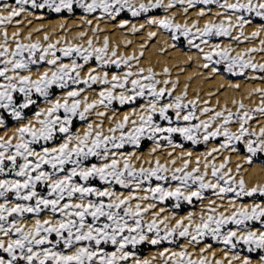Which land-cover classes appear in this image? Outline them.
Wrapping results in <instances>:
<instances>
[{"label": "snow or ice", "instance_id": "snow-or-ice-1", "mask_svg": "<svg viewBox=\"0 0 264 264\" xmlns=\"http://www.w3.org/2000/svg\"><path fill=\"white\" fill-rule=\"evenodd\" d=\"M212 6L221 10L214 14L217 20L209 19L202 27L198 20L176 21L174 10L184 16L197 10V16L204 18L213 14ZM77 8L86 14L84 23L89 27L92 20L87 16L98 10L101 16L97 20L107 17L115 21L123 12L134 18L144 15L145 21L139 26L122 20L118 27L129 28L131 34L145 26L163 29L173 41L183 37L212 76L252 72L257 75L250 79L264 81V62L256 60L257 54L264 53V39H259L264 33V0H0V129L5 132L0 135V264H155L157 259L162 264H254L252 255L242 257L236 251L239 246L257 254L255 264H264V199L237 205L238 199L264 198V184L250 187L242 176L235 179L227 167L230 160L225 158L217 164L214 155L225 150L237 152L243 144L244 162L251 165L257 154H264V124L258 131L251 127V122L264 118V87L250 93L260 96L255 107L233 100L235 112L227 105L220 111L206 106L198 116L199 98L187 100V86L182 94L175 95L179 80L157 78L170 77L167 67L159 74L151 67L133 71V62L138 64L139 57L135 53L118 55V47L110 48L107 36L99 45V25L91 28L95 39H88L86 45L75 43L87 36L84 31L71 41L61 37L48 42L46 34V44L39 39L33 42L31 33L25 43L19 39L20 31L9 38L8 27L14 22L19 27L22 21L16 18L22 15L33 17L35 11L44 9L71 14ZM155 10H162L164 15H148ZM254 18L261 23L246 35L245 29ZM64 27L60 25L62 30ZM156 36V31L148 33L149 40ZM213 38H227L235 44L259 39V45L233 55V43L224 45L219 40L213 42ZM131 43L127 41L126 46ZM93 60L95 66L82 75ZM41 64L48 65L43 72L38 70ZM33 66L37 67L35 78ZM112 68L117 71L110 72ZM93 85L102 87L97 98L90 100L85 93ZM228 86L237 91L240 88L239 84ZM54 89L67 91L55 96ZM138 100H143V105L133 107L122 119L113 115L114 126L105 134L103 120L109 111H115L113 103L136 105ZM33 108L30 118L27 112ZM99 108L105 111H97ZM93 113L101 118L99 124L87 123L82 133L73 131L75 119L87 122ZM204 115L209 118L200 119ZM9 122L16 125L11 135ZM233 124L238 126L236 131L230 127ZM176 134L192 144H207L218 138L220 143L204 154L203 161L198 158L191 170V152L185 153L188 159L179 168H170L159 159L154 166L149 160V167L137 168L132 163L136 152L124 151L126 146L139 149L143 140L153 143L150 155L164 148V142L173 151L183 148L174 141ZM93 158L96 162H90ZM170 163L175 165L176 160ZM240 170L238 163L237 173ZM97 180L101 186L93 183ZM153 180L158 182L155 186ZM117 186L128 190L127 195L118 193ZM40 187L46 192L39 191ZM209 190L220 201L228 200L226 211H218L216 201L211 200L208 214L201 213L198 221L189 213L169 227L168 217L160 219L163 208L150 221L144 218L155 209V202L171 199L179 208L181 202L204 200ZM141 191L146 194L139 195ZM149 200L153 203H143ZM46 212L47 218H41ZM177 237L185 238L193 247L211 238L224 245V258L216 259L215 252L211 258L205 255L211 244L205 245L196 258L187 246L179 251L164 249L151 259L137 254L139 245L174 243Z\"/></svg>", "mask_w": 264, "mask_h": 264}, {"label": "bare ground", "instance_id": "bare-ground-1", "mask_svg": "<svg viewBox=\"0 0 264 264\" xmlns=\"http://www.w3.org/2000/svg\"><path fill=\"white\" fill-rule=\"evenodd\" d=\"M7 2V1H6ZM147 2V0H145ZM221 11L219 8L212 7V13L211 15L199 18L197 16V10H190L187 16L181 15L178 10H174V14L176 15V21L178 23H184L185 20H187L189 23L199 21L200 26L202 27L204 23H206L207 20H217V17L214 15L216 12ZM151 16H163L164 14H158V13H151L149 14ZM35 16H42L43 19H36ZM35 16L33 17H25L21 16L16 18L17 21H22L20 23L19 27H17L16 22L13 23V25H10L9 27H12L9 31V38L11 39L12 33L16 31L21 32V36L19 39L25 43L28 41L26 40V37H28L29 33H31V39L32 41L40 40L42 43H48V42H55L56 40L60 39L61 37H64L66 40H73L74 37H77L78 34L81 31L87 32V36L83 38V40H75V43L80 44L84 43L86 45V42L88 39H95L93 36V32L91 31V28L97 27L99 25L100 29L102 31L98 34V43L99 45L103 44L104 37L107 36L110 41V48H117L118 47V55L123 56H130L133 53L137 57H139L138 64L137 62H133L134 67L133 71H136L137 68H149L151 67L154 72L156 73H162L163 69L167 67L171 75L169 76H163L158 75V79L161 81L165 79H171V80H179V86L175 90V95H180L184 91L185 86H187V100H193L198 99V107L199 110L197 112V115H200V109L208 106L214 108L215 111L222 110L225 105H227L228 108H230L232 111H236V108L233 106L232 101H243L245 105L249 107H255L260 103V96L258 94L256 95H250L251 91L254 88L264 87V81L260 80H253L249 77L253 75H257L256 73L248 72L246 74V80H239L236 78H229L223 75H215L212 76L209 70L204 69L202 67V64L204 63L203 59L199 57V54L196 52L195 49H190L188 46L187 49H183L180 46L176 45V47H172L174 44L172 41L169 40L168 35L165 30L163 29H157L155 27H148L145 26L144 29H142L140 32L136 34H131L129 31V28L121 29L118 27V24L122 20H129L125 17H117L115 21H109L107 17H105L102 20H97V17L101 16V13H98L97 15H91L87 16L88 19L92 20V25L89 27L87 24L84 23V17L85 15L81 14H74L73 17L69 18L64 15H57L55 17H48L42 12H35ZM30 21V22H29ZM130 21V20H129ZM145 19H139L136 21H131L133 23H136L137 26H139L140 23H144ZM218 22V21H217ZM64 24V29L62 30L60 28V25ZM259 22H255L251 25L246 27L245 32L246 35H250L252 31L255 30V28L259 25ZM8 27V28H9ZM37 29H42L41 31H36ZM151 31H156L157 36L152 38L151 40L148 39V33ZM49 35L50 41L45 42L43 40V37L45 35ZM235 34V33H234ZM259 39H264V33L261 34V37ZM259 39L257 41L252 42L250 45H244L242 44H235L234 42L226 39H222L220 42L224 45H227L229 43H233V47L235 48V51L232 53L235 55V52L241 51L246 47H252V46H258L259 45ZM132 41L130 45L126 46L127 41ZM145 45L143 48L144 55L140 57V52L142 50L141 46ZM14 47V45H13ZM191 56L193 59L189 61L188 57ZM256 60L258 62H264V53L257 54ZM68 62V61H67ZM95 66L94 63H89L87 67L85 68V71L82 72V75L86 74V71L88 68ZM41 69V68H40ZM46 67L41 72L45 71ZM126 70V69H123ZM115 72V71H110ZM35 74H33L34 76ZM34 76L33 78H35ZM229 84H239L240 88L239 90H234L233 88L229 87ZM100 86V85H97ZM162 86V85H161ZM100 88H95L94 85L92 86V89L86 91L85 95L89 96V99H95L97 98V93L99 92ZM212 94V95H210ZM63 95V92H58L55 94V96H61ZM204 101H209L208 105H205ZM167 102V101H165ZM187 102V101H186ZM144 101L137 103L136 105H128L127 107L119 105L121 108H113L115 111H109L107 118L103 120V130L105 134H107V130L109 127L114 126L113 125V115H115V118L117 120H120L123 118L125 114H129L132 111L133 107H136L138 105H143ZM41 108L45 107L43 103H40L39 105ZM97 111H105L103 108L97 109ZM211 115V114H209ZM209 115L200 116V119L207 120L209 118ZM30 118L32 117V113L28 115ZM88 123H93V125H97L100 123L101 118L97 117L94 113L89 117ZM135 117H133L134 119ZM261 124H264V118H259V122L253 121L251 122V127L259 130V126ZM16 125L9 124L8 128V134L11 135L12 131L14 130ZM233 131H236L237 125H230ZM86 128V125L83 126L82 124L77 125L73 131L75 132H83V130ZM5 132L3 129H0V135H4ZM119 135V133H117ZM178 144H181L177 141H175ZM158 150L155 154L150 155L151 148L153 146V143L147 144L144 148L134 149L131 146V149L128 150L129 152L135 151L136 152V158L132 160V163L136 165L137 168L143 166L145 168L149 167L150 165L146 163V161L151 160L152 165H155V160L159 159L162 164H168L170 168H179L184 163V160H187L188 157L185 155L187 152H191V164L188 170H191L192 167H195L196 160L199 158L201 161L204 159V154H206L211 148L218 147L220 142H216V140H211L206 144V148L203 149H196L197 144L191 145H183V148H176L174 151L173 149L166 146ZM125 151V149H124ZM127 151V150H126ZM169 152H172L173 154L171 156L168 155ZM216 155V163L219 164L224 161L225 158H228L230 160V163L228 164V168L232 169L231 175L239 180L242 176L245 183L248 186H255L257 183L264 184V162L261 161H254L251 165L246 164L244 162V156L246 155L245 152L237 151V152H231L230 150L222 151L221 153L214 154ZM183 156V159L181 157ZM211 159V157H209ZM171 160H176V164L172 165L170 163ZM241 165V170L239 173L236 171L237 164ZM203 170V169H201ZM227 170V169H225ZM169 176L171 173L168 174ZM158 183V182H157ZM156 183V184H157ZM155 184V185H156ZM153 185V186H155ZM172 186H175L172 185ZM147 187V186H144ZM118 193L123 191L125 195H127L128 191L124 189H117ZM139 195L143 196L146 193L141 191L138 193ZM232 195V194H231ZM195 200V199H194ZM211 200L216 201V206L218 208V211H226L227 210V204L228 200L225 199L224 201H220L217 199L213 194H210L208 198H205L202 201L196 200V203L189 204L192 208L189 210H185L182 212L179 211H172L171 208H169L164 202H158L156 203L155 209H153L151 212L147 213L145 215L146 220H151L152 215L154 213L160 212V209H165L163 212L160 213V219H164L165 217H168V225L169 227L173 226L176 222V220L182 219L185 216H187L189 213H193L195 219L198 221L199 216L201 213H204L205 215L208 214V206ZM253 200L259 202L262 199L260 198H251L249 200H243L240 199L237 200V205L240 203L249 204L253 202ZM135 203V201L133 202ZM145 205L147 203H153V201H145L143 202ZM221 204H223V207H221ZM49 213H44L41 218H47ZM175 218H172V217ZM32 218H30L29 221H31ZM187 223V221H185ZM253 227H258L253 225ZM161 228L163 229V225H161ZM180 238V237H179ZM182 241L177 247H170V246H163L161 248H148L145 250V253L141 255L140 257L143 259H151L153 256H157L159 251H163L164 249H171L173 251H179L182 247L187 246L188 251L193 254V258H196L200 255V250L207 244H210L209 242H206L205 240L195 247L188 245L187 240L185 238H181ZM221 244V243H220ZM224 245L221 244L220 246H212L210 251L205 253V255L209 256L211 258L212 252L216 253L215 258L216 259H223L224 258ZM111 251V250H109ZM237 251V250H236ZM240 255L246 256L247 253H241ZM255 264L256 256H252ZM155 264H162V261L157 259ZM238 264V262H237Z\"/></svg>", "mask_w": 264, "mask_h": 264}, {"label": "rangeland", "instance_id": "rangeland-1", "mask_svg": "<svg viewBox=\"0 0 264 264\" xmlns=\"http://www.w3.org/2000/svg\"><path fill=\"white\" fill-rule=\"evenodd\" d=\"M6 1H7L8 3H12V2H13V0H6ZM212 7H215V6H212ZM35 12H42V13H44V14H45L46 16H48V17H55V16H57V15H64V16H67V17L71 18V17H73L74 14L86 15V14H84V13L82 12V10H80L79 8H77V9H76L73 13H71V14L68 13V12H66V11L61 12V13H55V12L51 11L50 9H44V10H39V11H35ZM153 12H154V13H158V14H164L162 10H155V11H153ZM153 12H152V13H153ZM98 13H100L99 10H98L96 13H93V14H91V15H97ZM149 14H151V13H149ZM149 14H148V15H149ZM91 15H88V16H91ZM119 17H125V18L129 19L130 21H136V20H139V19H145V16H144V15H141L140 17H136V18H134V17H132L131 14L128 13V12H123V13H121V15H120ZM254 21H255V22H259V23H261V22L259 21L258 18H254ZM11 28H12V27H9V28H8V31H9ZM166 33H167V35H168L169 40L172 41L174 44L180 46V47L183 48V49H187V48H188L189 45L187 44V41H186L183 37H182L179 41H173V40L170 39V33H168L167 31H166ZM222 39L229 40V39H227V38H213V42H217V40H219V42H220ZM247 44L250 45L251 43L246 42L244 45H247ZM58 55H59V53H58ZM65 62H67V59H65ZM90 63H94V64H95V61L93 60V61H91ZM45 67H46V69H47V68H48V65H46V64H41V65L39 66V69H38V70L40 71V70L44 69ZM86 67H87V66H86ZM40 68H41V69H40ZM36 71H37V67H36V66H33V74H35L34 76H36ZM110 71H115V72H116L117 70H116L115 68H112V69H110ZM40 72H41V71H40ZM34 76H33V77H34ZM225 76H227V77H229V78H236V79H239V80H246V75H244V76H239V75H237V76H233V75H231V74H227V73H225ZM94 87H95V88H98V87L100 88V86H97V85H94ZM63 91H67V90H63ZM63 91L60 90V89H54V90H53L54 95H55L56 93H58V92H63ZM141 101H142V100H138L137 103H139V102H141ZM137 103H136V104H137ZM125 106L127 107L128 105H125ZM112 107H113V108H118V109L121 108V107H119L118 103H116V102L113 103ZM211 108H212V107H211ZM212 109H214V108H212ZM198 110H199V107L197 106V112H198ZM33 111H35V108L28 110L27 115L33 113ZM210 114H212V113H210ZM170 115H171V113H170ZM89 119H90V118H89ZM89 119H88V121H89ZM88 121H87V122H81L79 119H75V120H74V127H73V129H74L77 125H79V124H82L83 126H85V125L88 123ZM161 123H166V122H161ZM193 123H197V121H193ZM9 124H12V123L9 122ZM234 125H235V124H234ZM173 139H174V141H177V142H179V143H181V144H183V145H191V146L193 145L192 142L184 140V139H183L181 136H179L178 134L174 135ZM216 142H220V139L218 138V139L216 140ZM149 143H152V141L143 140L142 143H141L140 148H141V149L144 148V147H145L147 144H149ZM203 148H206V144L203 143V142L198 143V144L196 145V149H203ZM130 149H131V146H126L125 151H126V150L128 151V150H130ZM238 150L241 151V152H242V151L245 152V149H244L243 144H240V145L238 146ZM253 161H261V162H264V154H257V156L253 158ZM90 162H96V161H95L94 158H93V160H91ZM93 183L96 184L97 186H101V185H100V182H99L98 180H97V181H93ZM156 183H157V181H155V180L152 181V184H153V185H155ZM159 183H163V182H159ZM171 184L174 185L175 182H171ZM144 186H147V184H145ZM165 186H168V185H165ZM117 189H120V188L117 186ZM38 190L41 191L42 193L46 192V190H45L43 187L38 188ZM126 191H128V190H126ZM210 194H212V192H211L210 190H209V191H206V192H205V197L208 198V197L210 196ZM229 196H231V194H229ZM252 198H260V199H264V198H261V197H259V196L252 197ZM249 199H251V198L246 197V198H243L241 201H243V200H249ZM196 202H197V201L193 199V203H196ZM156 203H158V202H156ZM165 204H166L169 208H171L172 211H179V212H182V211L189 210V209L192 208L187 202H181L180 207H179V208H176V207H175V201H173V200H171V199L166 200V201H165ZM42 215H43V214H42ZM30 218H31V216H28L27 219L30 220ZM255 226H259V225H255ZM162 234H163V233H162ZM181 241H182V239L179 238V237H177L174 243L163 242L162 244L157 245V246H152V245L147 244V243H146V244H143V245H139V246H138V249H137V254H138L139 256L143 255V254L145 253V250L148 249V248H161V247H163V246L177 247V246L181 243ZM205 241H206V242H209L212 246H220V245H221L220 243H218V242H216V241H213L211 238H206ZM108 250H112V249L109 247ZM236 250H237L238 252H241V253H247L248 255L257 256V254H255V253L249 254V253L247 252V250H246L243 246H239Z\"/></svg>", "mask_w": 264, "mask_h": 264}]
</instances>
